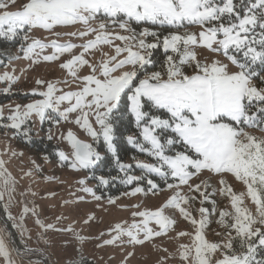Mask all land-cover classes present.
I'll return each mask as SVG.
<instances>
[{
    "label": "snow or ice",
    "instance_id": "obj_1",
    "mask_svg": "<svg viewBox=\"0 0 264 264\" xmlns=\"http://www.w3.org/2000/svg\"><path fill=\"white\" fill-rule=\"evenodd\" d=\"M15 2L0 0V38L12 40L33 29L51 33L55 39L47 43L33 39L22 48L24 58L36 56L33 63H39L44 49L51 48L52 53L42 59L51 62L67 57L59 67L70 80L37 79L36 85L44 90L34 88L32 95L40 98L16 105L6 118L0 110V121L10 122L0 126L27 137L33 117L41 124L74 123L91 142L79 138L71 128L61 133L70 148L69 152L58 151L62 163L77 171L94 170L104 159L98 150L102 144L123 175L93 176L100 185L107 186L117 178L128 185L146 179L148 190L155 195L163 190L148 178L155 174L166 182L167 189L173 190L161 206L133 212V217L141 219L127 230L117 224V235L106 243L127 235L130 243L143 244L166 234L176 223L165 214L172 209L195 229L193 233H177V238L189 236L191 240L179 245L184 264H213L217 253L220 258L214 264H264V258L257 259L258 250L264 249V136L246 130L258 128L264 132V87L254 83L259 80L264 85V75L255 70L258 63L264 65V0H27L20 10H8ZM97 19L100 23L92 27L91 22ZM132 23L148 26L136 32ZM78 24L83 29L63 35L83 39V43L59 42L62 33L54 31L57 26ZM112 26L121 31H109ZM157 26L175 30L163 35ZM188 26H198L199 31H179ZM23 39L29 37L24 35ZM104 45L110 51H104ZM161 48L164 60L159 70H152L155 51ZM197 49L226 57L238 70H230L220 59L199 58ZM96 52H100V59H91ZM186 67L193 69L191 74ZM85 68L87 72L82 74ZM16 79L7 71L0 75V82L7 84L5 93ZM60 85L76 87L65 91ZM62 105L66 106L62 109ZM73 113L75 119L70 120ZM125 121L136 129L127 136L128 143L152 160L133 157L135 167L143 170L144 176L131 174L133 165L123 163L118 154V137ZM48 139L53 136L49 134ZM204 172L220 178L218 191L229 200L230 209L217 208L213 199L217 189L209 192L207 181L191 182ZM225 175L241 182L246 191H233ZM169 177L175 183H167ZM0 180L3 200L5 193L10 196L15 191V180L4 168L3 160ZM79 183L84 185L85 180ZM82 190L92 192L87 187ZM142 191L134 187L130 195ZM246 198L255 206L254 212L245 204ZM197 200L199 219L192 210ZM206 203L212 207H204ZM133 207L139 209L140 205ZM30 211L35 214L27 206L23 209L24 214ZM211 217H216L215 223L225 230L216 233L222 238L215 242L205 235ZM153 222L158 230L150 226ZM36 223L45 229L72 231L44 224L39 218ZM0 257L12 264L2 234Z\"/></svg>",
    "mask_w": 264,
    "mask_h": 264
},
{
    "label": "rangeland",
    "instance_id": "obj_2",
    "mask_svg": "<svg viewBox=\"0 0 264 264\" xmlns=\"http://www.w3.org/2000/svg\"><path fill=\"white\" fill-rule=\"evenodd\" d=\"M26 2L27 0H16L15 4L11 5L8 10H20ZM99 23V19L91 22L92 27L98 26ZM147 26L131 24L136 32H140L143 27ZM83 27L79 24L57 26L54 31L62 33L59 38L61 43L71 41L81 44L84 42L83 39L63 34L83 29ZM156 30L166 35L168 31H174L175 29H169L167 26L160 29L157 26ZM185 30L198 32L199 27L188 26L187 29L181 28L179 31L183 32ZM109 31L120 32L121 30L112 26ZM121 34L128 35L129 33ZM24 35L29 37L27 41L23 39ZM55 38L43 29H33L22 33L15 39H7V42L11 44L10 47L0 48V75L7 71L17 77L7 93L3 91L7 84L0 82V110L3 111L5 118L11 114V110L16 105L23 106L40 98L32 95L34 88L44 90L43 86L36 85L35 81L37 79L56 81L67 78L70 80L66 72L59 67L60 63L67 57H62L60 61L51 62L42 59L43 55L52 53L51 48L44 49L39 57V63H33V60L37 59L36 56L31 59L24 58L22 48H26L33 39H40L42 42L47 43ZM0 39L5 40V38ZM148 39L151 40V38ZM115 43L120 42L115 41ZM102 47L104 51H110L108 46L104 45ZM75 51L78 53L80 49ZM197 53L201 59L204 57L220 59L229 65L230 70H238L222 55L209 53L205 49H197ZM91 59L99 60L100 52H96ZM154 59L156 65L152 70H159L160 64L164 60L162 48L155 51ZM255 70L264 75V65L258 63ZM185 71L191 74L193 69L186 67ZM86 72V68L82 70V74ZM254 83L258 87H264L259 80H255ZM60 87L68 91L75 90L76 86L72 85L71 89L65 85H60ZM2 97H8V99L4 100ZM65 106L62 105L61 108L63 109ZM75 116V113L70 114L69 119L74 120ZM9 123L7 119L0 121V125ZM29 126L31 132L27 137L17 135L15 130L10 127L0 126V160L4 161V168L15 180V191L10 196L5 193L3 200H0V234L3 235L12 264H70L81 258H88L94 261L95 264H184L179 256V245L191 243V240L189 236L177 238V233H193L195 229L191 223L184 220L177 211L172 209H167L165 214L174 219L176 223L169 227L166 234L155 236L151 240H145L143 244L130 243L127 235H121L113 243H106V241L113 240L117 235L115 231L117 224L127 230L134 221H140V217H133V212L155 209L166 202L169 196L172 195L173 190L167 189L166 182L162 178L155 174L148 177L154 179L163 189L155 195L148 190L146 179L129 185L132 187H126L116 193L117 185L128 186V184L122 183L117 178L110 180L107 186L100 185L96 179L92 178L93 176H103L96 173L97 168L77 171L59 160L58 151H70L67 142L61 138V133L68 128H71L79 138L91 142V138L81 131L77 125L63 121L59 125H55L51 121H45L41 124L38 118L33 117V121L29 122ZM49 130H51V133ZM246 130L254 135L264 136V132L258 128H246ZM135 131L134 127V130L128 135L133 134ZM49 134L53 136V139H48ZM128 135L125 139L132 153L123 163L133 165L131 174L144 176L143 170L135 167L133 157L146 162H152V160L128 143ZM34 139L50 143L54 146V149L39 153L32 149L29 144ZM98 150L101 151L104 157L106 156L105 150L99 148ZM120 174L119 176L111 175L106 178L123 175V173ZM224 178L232 186L233 191L237 193L246 191L245 186L231 175H225ZM81 179L85 180L84 185L79 183ZM219 179L213 174L204 172L199 177H193L191 182L207 181L211 185L208 189L209 192L212 189H217L213 197L216 200L217 208L228 207L230 209L229 200L219 194ZM167 183H175V181L169 177ZM84 187L91 188L92 192L83 191L82 188ZM134 187H141L144 191L138 192L134 196L130 195ZM0 191H3L2 180H0ZM184 191H187V188H184ZM95 196L100 197V199H95ZM245 204L253 212L255 211V206L251 204L249 199H245ZM134 205H140V208H135ZM25 206L34 209L35 214L31 211L24 214L23 209ZM199 207L200 203L197 200L192 206L193 215L197 219L200 216L195 209ZM204 207L211 208L212 205L206 203ZM57 217H62V219L58 221ZM37 218L44 224L53 223L59 229L71 228L72 231L41 228L36 223ZM211 220L212 223L205 229V235L209 241L215 242L222 238L217 236L216 233H223L225 230L215 223L216 217H211ZM150 226L158 230V226L154 222ZM139 238L143 239V233H140ZM217 258H220L219 253L213 257V264ZM0 264H7L3 257H0Z\"/></svg>",
    "mask_w": 264,
    "mask_h": 264
},
{
    "label": "trees",
    "instance_id": "obj_3",
    "mask_svg": "<svg viewBox=\"0 0 264 264\" xmlns=\"http://www.w3.org/2000/svg\"><path fill=\"white\" fill-rule=\"evenodd\" d=\"M10 43L7 42V39H0V48L4 49L6 47H10ZM14 45V44H13ZM2 99L6 100L8 97H2ZM132 130H134V124H129L127 121H125V124L120 128V134L118 137V143H117V149H118V154L121 158V161H125L126 158H128L132 150L126 143V135H128ZM31 145L32 149H35L36 151L40 152H48L49 150H53L54 146L51 145L50 143H45L42 140L39 139H34L30 141L29 143ZM99 149H104L103 145H99ZM105 157L103 161L99 164L97 167L96 173H99L105 177H110L111 175H121L119 173V169L117 168L116 164L114 163L112 157L110 154L105 153ZM136 184V183H134ZM126 187H132V186H123V185H117V189L115 190L116 193H118L120 190H124ZM264 258V249L258 250V255L257 259ZM70 264H95L94 261L88 259V258H81L78 259Z\"/></svg>",
    "mask_w": 264,
    "mask_h": 264
}]
</instances>
